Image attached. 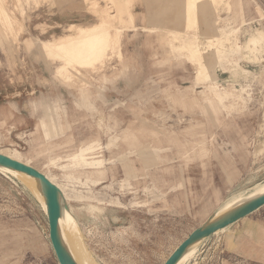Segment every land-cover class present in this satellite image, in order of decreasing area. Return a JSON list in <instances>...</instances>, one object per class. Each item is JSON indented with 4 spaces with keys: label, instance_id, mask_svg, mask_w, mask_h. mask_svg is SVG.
Instances as JSON below:
<instances>
[{
    "label": "rangeland",
    "instance_id": "374dc122",
    "mask_svg": "<svg viewBox=\"0 0 264 264\" xmlns=\"http://www.w3.org/2000/svg\"><path fill=\"white\" fill-rule=\"evenodd\" d=\"M0 1L15 18L11 27L0 22V150L12 148L62 186L98 264H163L222 203L264 182V44L256 58L239 59L248 73L233 75L226 62L211 70L212 84L244 98L228 109L213 101V112L200 99L207 83L192 88L195 67L173 50L169 32H194L204 54L212 47L203 24L184 28L174 0H132L136 26L125 31L121 56L113 53L99 71L69 66L83 73L71 85L55 75L60 61L39 40L95 23L106 1ZM218 1H204L214 31L228 24L241 42L264 31V0ZM176 13L179 22L170 21ZM44 210L0 171V264H58ZM223 229L202 238L184 264H264V205Z\"/></svg>",
    "mask_w": 264,
    "mask_h": 264
},
{
    "label": "bare ground",
    "instance_id": "6f19581e",
    "mask_svg": "<svg viewBox=\"0 0 264 264\" xmlns=\"http://www.w3.org/2000/svg\"><path fill=\"white\" fill-rule=\"evenodd\" d=\"M105 1L107 5H105V7L101 6L97 10L99 12L98 21L95 23L89 25L68 24L65 33L53 36L50 39L39 40L40 47L43 52L60 61V64L55 69V75L58 76L63 83L71 85L73 84L72 82H75L74 78L79 79V82L83 81L80 78L83 73H81V71L76 68L75 73H72L69 66L74 67V65H79L83 71H99V69L101 70V68L105 66L106 61L111 58L113 53L116 52L119 56H121V47L125 31H131L136 26L134 24L135 13H133L131 9L132 0ZM204 1L209 2L210 5L217 4V2H219L218 0L217 2L215 0H174V3L178 5V13L183 12V15H181L184 28L192 27L197 29L200 24H203L202 26L205 28L203 29L204 31H202L204 32V36H202L203 34H201V36L203 37L207 46L212 47V50H210L209 53L204 54L205 49L202 51L201 48V44L203 42L200 41V38L196 36L194 32L190 33L184 30H172L169 33H172V38L178 41V44H172L173 50L183 51V55L185 57L193 60L196 63V76L198 80L207 83L204 91L201 93L200 99L202 102L207 103L210 109L215 112V105L213 104V101L224 107V109H228V107H232L235 103L237 104L238 101L244 100V98L240 92L236 93L237 90L235 88H219L216 82L215 84H212L214 79L210 74L211 70L215 69L216 64L220 62L221 64L226 62L230 65L229 67H226L230 73L233 75L239 73L242 69L238 68L240 67L239 59L244 56H252L253 58H256L257 46L261 47L264 44V32L261 30V28H256L254 31L248 32L247 36L244 38V41L241 42L238 41L237 35H235V28L231 27L230 25L226 26V24H224L218 29L216 28L214 31L210 28L208 20V8L206 4H204ZM223 2L224 1H221L220 3ZM81 3L83 5H97L96 0H81ZM180 3L181 5H179ZM0 4V22L8 25V27H11L15 21V18L10 15L9 11L1 1ZM109 4L115 6L116 12H113V10L110 11L111 9L108 10V8L111 6ZM172 5L173 4H171V6ZM147 7H149V5ZM168 7L169 8H167V10L170 9V5ZM172 10L174 9L168 11ZM178 13L175 15L173 14L172 17L170 16L169 20L173 22H179L180 15ZM165 16V20H168V18L166 19ZM165 23L168 24L166 21ZM17 40L19 39L17 38ZM241 71L243 73H248L247 70L242 69ZM101 75L103 77L105 76L104 73ZM87 83L88 82L85 81L79 85L80 92L84 93L85 91H89L88 88L90 86L88 84L90 83ZM82 96L86 97V95ZM12 152V148L0 150V154L19 161L12 156ZM36 170L42 173V169ZM0 171L8 173L9 175L19 179L29 190H31V192L41 203L43 209H45L44 211L47 213L45 187L38 178L3 164H0ZM52 182L57 186L59 191L60 214L58 217V236L63 249L76 264H98L83 246V238L81 239L80 235L76 232L77 222L71 217V210L69 208L67 209L66 207L64 198H67V196L62 186L56 181ZM262 195H264V182L257 183L247 193L233 196L228 201L222 203L209 217L204 226L226 217L249 201ZM200 241L201 239L192 241L185 248L174 264H184L187 262L188 259H190V256L196 252V246Z\"/></svg>",
    "mask_w": 264,
    "mask_h": 264
},
{
    "label": "water",
    "instance_id": "95a60500",
    "mask_svg": "<svg viewBox=\"0 0 264 264\" xmlns=\"http://www.w3.org/2000/svg\"><path fill=\"white\" fill-rule=\"evenodd\" d=\"M0 164L13 167L14 169L23 171L33 177H36L45 187L46 204H47V221H48V235L51 243L52 250L56 257L58 264H76L68 256L66 251L63 249L59 236H58V217L60 214V202H59V191L57 186L50 181L43 173L34 169L29 165H25L19 161L11 159L5 155L0 154ZM264 205V195L259 196L226 217L217 220L208 225L194 229L183 239L173 252L167 257L163 264H174L180 257L185 248L194 240L205 238L214 232L226 228L230 224L235 223L241 218L246 217L253 211L257 210Z\"/></svg>",
    "mask_w": 264,
    "mask_h": 264
},
{
    "label": "crops",
    "instance_id": "0c3cea01",
    "mask_svg": "<svg viewBox=\"0 0 264 264\" xmlns=\"http://www.w3.org/2000/svg\"><path fill=\"white\" fill-rule=\"evenodd\" d=\"M228 24H226V26H227ZM144 29V28H143ZM218 29V28H217ZM262 30V29H261ZM263 31V30H262ZM264 32V31H263ZM186 59H187V61H189L192 65H194V67H195V71H194V73H195V75H194V83H193V85H192V88H194V87H196V85L197 84H199V83H201L202 84V82L200 81V80H198V78H197V76H196V72H197V66H196V63L193 61V60H191V59H189V58H187V57H185ZM212 83H214V81H212ZM206 86V85H205ZM205 88V87H204ZM204 88H203V90L202 91H200V94L204 91ZM183 99H190L189 97H187V98H183ZM237 222V221H236ZM235 222V223H236ZM235 223H233V224H235ZM233 224H230L229 226H227L226 228H229L230 226H232ZM206 238V237H205Z\"/></svg>",
    "mask_w": 264,
    "mask_h": 264
}]
</instances>
